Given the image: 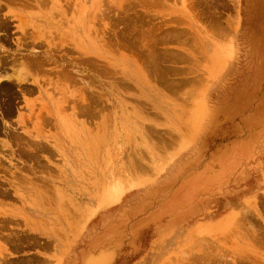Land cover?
I'll use <instances>...</instances> for the list:
<instances>
[{"label":"rangeland","instance_id":"rangeland-1","mask_svg":"<svg viewBox=\"0 0 264 264\" xmlns=\"http://www.w3.org/2000/svg\"><path fill=\"white\" fill-rule=\"evenodd\" d=\"M0 264H264V0H0Z\"/></svg>","mask_w":264,"mask_h":264}]
</instances>
